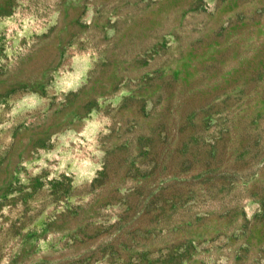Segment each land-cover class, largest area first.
Here are the masks:
<instances>
[{
    "label": "rangeland",
    "instance_id": "374dc122",
    "mask_svg": "<svg viewBox=\"0 0 264 264\" xmlns=\"http://www.w3.org/2000/svg\"><path fill=\"white\" fill-rule=\"evenodd\" d=\"M0 264H264V0H0Z\"/></svg>",
    "mask_w": 264,
    "mask_h": 264
}]
</instances>
